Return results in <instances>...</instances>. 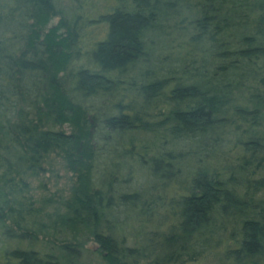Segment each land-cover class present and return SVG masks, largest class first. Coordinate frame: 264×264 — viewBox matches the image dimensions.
Instances as JSON below:
<instances>
[{
  "label": "trees",
  "instance_id": "obj_1",
  "mask_svg": "<svg viewBox=\"0 0 264 264\" xmlns=\"http://www.w3.org/2000/svg\"><path fill=\"white\" fill-rule=\"evenodd\" d=\"M101 1L0 0V264H80L83 238L108 264H264V0ZM52 153L76 184L44 224Z\"/></svg>",
  "mask_w": 264,
  "mask_h": 264
},
{
  "label": "rangeland",
  "instance_id": "obj_2",
  "mask_svg": "<svg viewBox=\"0 0 264 264\" xmlns=\"http://www.w3.org/2000/svg\"><path fill=\"white\" fill-rule=\"evenodd\" d=\"M101 0H92L90 7L96 11L100 9L99 5ZM60 22V17L51 18L46 25L45 31L52 27H56ZM86 31V37L84 41L91 43L89 40L92 36L98 38L105 35V24L93 25L88 24ZM65 31V28H61L59 32ZM85 35V33H84ZM94 37V38H95ZM58 128L70 131L71 128L67 125L59 126ZM45 171H43L38 177L29 179L31 184V193L36 201L37 208L41 209V213L37 220L39 223L44 224L51 223L53 217L51 215L58 216L59 214H68V208L66 203L71 199L73 195V187L76 184V175L67 167L65 160L62 156L57 153H52L44 165ZM195 166V159L187 158L184 163V169L186 172L179 179V186H183V182L186 176L192 172V168ZM121 171L124 172L125 168L122 164L120 167ZM141 174L143 173L140 172ZM178 185H175L178 187ZM179 188V187H178ZM50 217V218H49ZM47 235H39L38 244L36 247L50 246L47 243ZM83 238V237H82ZM53 239L52 236H48V240ZM60 239H63L60 237ZM85 241L84 247L82 248V255L80 258V264H108L104 254L98 250V244L93 238H83ZM39 245V246H38Z\"/></svg>",
  "mask_w": 264,
  "mask_h": 264
}]
</instances>
